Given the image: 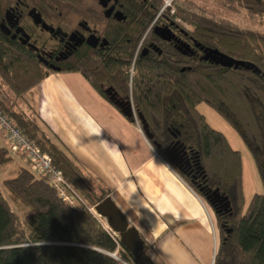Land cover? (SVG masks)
I'll use <instances>...</instances> for the list:
<instances>
[{
    "label": "trees",
    "instance_id": "16d2710c",
    "mask_svg": "<svg viewBox=\"0 0 264 264\" xmlns=\"http://www.w3.org/2000/svg\"><path fill=\"white\" fill-rule=\"evenodd\" d=\"M214 2L219 8L242 11L264 28V0ZM145 3L139 21L122 29L124 36L109 53L85 50L70 56L58 70L78 71L122 112L116 99L103 91V82H108L142 116L153 149L198 196H204L198 186L166 159L164 149L174 138L198 160L202 190L218 188L227 195L230 210L214 212L219 238L213 264H264V31L241 27L198 0H171L164 7L162 0ZM156 14L181 24L200 47L215 48L253 67H225L164 47L161 55H140L138 41ZM53 70L34 51L0 31L1 112L50 156L52 165L88 205H95L106 191L99 189L38 114L36 86ZM202 102L235 130L251 155L262 191L254 192L247 204L241 153L199 111ZM10 152L8 145L0 147V167L10 162ZM24 161L1 180L7 195L0 190V264H156L146 241L132 255L94 214L62 201L47 177L33 173Z\"/></svg>",
    "mask_w": 264,
    "mask_h": 264
},
{
    "label": "crops",
    "instance_id": "0c3cea01",
    "mask_svg": "<svg viewBox=\"0 0 264 264\" xmlns=\"http://www.w3.org/2000/svg\"><path fill=\"white\" fill-rule=\"evenodd\" d=\"M36 92L41 120L136 227L156 264H213L218 240L204 202L134 121L78 71H51ZM10 156L1 180L25 162L19 151Z\"/></svg>",
    "mask_w": 264,
    "mask_h": 264
},
{
    "label": "flooded vegetation",
    "instance_id": "af4514ba",
    "mask_svg": "<svg viewBox=\"0 0 264 264\" xmlns=\"http://www.w3.org/2000/svg\"><path fill=\"white\" fill-rule=\"evenodd\" d=\"M0 3V31L34 51L43 65L54 70L60 69L70 56H79L85 50L100 55L109 53L124 36L122 29L130 27L135 19L139 21L138 12L146 4L145 0H0ZM148 10H153L152 4ZM125 40L129 42V37ZM163 47L176 50L184 57L202 58L203 55V48L191 39L186 28L156 14L141 35L136 51L140 55L150 52L161 55ZM102 85L108 97L124 101L108 82ZM129 111L134 122L136 118L139 120L131 102ZM139 123L141 128L140 120ZM183 160L175 158L172 164L205 197L213 188L202 190V177L186 146ZM222 212L220 209L218 213Z\"/></svg>",
    "mask_w": 264,
    "mask_h": 264
},
{
    "label": "water",
    "instance_id": "95a60500",
    "mask_svg": "<svg viewBox=\"0 0 264 264\" xmlns=\"http://www.w3.org/2000/svg\"><path fill=\"white\" fill-rule=\"evenodd\" d=\"M202 52V59L209 60L221 66H232L233 68H236L238 66H244L246 68L253 67L251 63L229 57L219 52L215 48H203ZM114 103L120 105V108L124 115H131V111H129L130 103L128 104V101L116 100ZM138 116L141 122V129L145 137L147 139H150L152 137V134L149 132L146 122L144 121L141 115ZM164 151L166 159L170 162H173L175 158L183 160L185 146L178 140H175L172 144L166 146ZM193 158V165L195 166L196 170H199L201 166L199 165L198 160H196L194 156ZM183 161H185L188 165H191L187 159H184ZM204 198L213 208L214 212H219L220 209H222L224 212L230 210L227 195L219 192L218 188L210 189L209 193L205 194ZM94 209L98 215L105 219L108 226L117 233L119 242L132 255H136L142 249L144 241L140 236V233L138 232L136 227L128 223L124 213L120 210V208L116 205V203L112 200L109 195H106L101 200H99L94 205Z\"/></svg>",
    "mask_w": 264,
    "mask_h": 264
},
{
    "label": "built area",
    "instance_id": "2783aa9c",
    "mask_svg": "<svg viewBox=\"0 0 264 264\" xmlns=\"http://www.w3.org/2000/svg\"><path fill=\"white\" fill-rule=\"evenodd\" d=\"M164 6L170 5L171 0H163ZM136 122V121H135ZM136 125L140 128L139 124ZM0 133L8 143L12 152L19 151L27 161L29 169L35 174L45 175L49 186L55 194L66 204L86 209L94 214L97 218L100 216L96 213L94 205H88L78 191L63 177L61 171L52 165L50 156L41 151L39 147L29 138H27L14 122L6 117L0 110ZM99 219V218H98ZM104 228L118 239V235L107 223Z\"/></svg>",
    "mask_w": 264,
    "mask_h": 264
},
{
    "label": "rangeland",
    "instance_id": "374dc122",
    "mask_svg": "<svg viewBox=\"0 0 264 264\" xmlns=\"http://www.w3.org/2000/svg\"><path fill=\"white\" fill-rule=\"evenodd\" d=\"M198 2L202 6H204L208 10H210L211 12H214V13L222 16V17H225V18L235 22L236 24H238L241 27L253 28V29L264 31V28L262 26H260L259 24H256L253 21L249 20L243 14L242 11L232 12V11H229V10H226L223 8H219L215 4L214 0H198ZM163 4H164V1H163ZM198 109L200 112H202L204 114V116H205L206 120L209 122V124L213 128L223 132L227 136L228 140L230 141L231 146H233L234 148H236L240 151L241 157H242V166H243L244 204H247V202L250 199V196L254 192H261L262 191L259 176L257 174L255 165L253 163V160L251 158V155H250L248 149L245 147V145L243 144V142L241 141L240 137L237 135L235 130L219 114H217V112H215L211 107H209L207 104L202 102V103L198 104ZM136 120H137L136 122L140 126L139 120L137 118H136ZM2 169L3 168L0 167V175H1ZM0 181H1V179H0ZM0 190H1L3 195L4 194L6 195V189L1 185V183H0ZM198 197H200L202 202H204V207H206V209L208 210V212L211 215L213 228H214V235L217 237V240H218L219 234H218L217 223H216L214 211L210 207L209 203L206 201L205 198H203L201 196H198ZM98 218H99L98 220L102 223V225H106L105 224L106 221L103 217L99 216ZM216 248H217V246H216ZM216 248L214 249V254L216 252ZM213 258H214V255H213Z\"/></svg>",
    "mask_w": 264,
    "mask_h": 264
}]
</instances>
